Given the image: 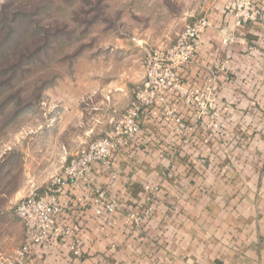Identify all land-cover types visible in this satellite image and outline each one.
I'll return each mask as SVG.
<instances>
[{
	"label": "crops",
	"instance_id": "obj_1",
	"mask_svg": "<svg viewBox=\"0 0 264 264\" xmlns=\"http://www.w3.org/2000/svg\"><path fill=\"white\" fill-rule=\"evenodd\" d=\"M227 3L208 6L211 26L183 70L186 86L203 88L227 60L216 80L220 128L169 94L193 132L183 136L160 104L151 108L110 164H96L92 186L66 185L61 194L68 204L63 222L81 239L83 257L68 240H50L23 264H264V0L260 18L241 26ZM95 187L121 210L97 215ZM149 208L142 223L127 216Z\"/></svg>",
	"mask_w": 264,
	"mask_h": 264
},
{
	"label": "rangeland",
	"instance_id": "obj_2",
	"mask_svg": "<svg viewBox=\"0 0 264 264\" xmlns=\"http://www.w3.org/2000/svg\"><path fill=\"white\" fill-rule=\"evenodd\" d=\"M212 1L0 0L24 19L12 34L18 73L0 79L9 82L0 85V254L22 242L17 202L112 131L143 79L146 50L172 45Z\"/></svg>",
	"mask_w": 264,
	"mask_h": 264
},
{
	"label": "built area",
	"instance_id": "obj_3",
	"mask_svg": "<svg viewBox=\"0 0 264 264\" xmlns=\"http://www.w3.org/2000/svg\"><path fill=\"white\" fill-rule=\"evenodd\" d=\"M226 11L234 18L235 24L240 26L256 22L261 15L258 0H228ZM210 26V20L203 14L187 22L172 45L146 50L143 79L136 86L130 105L117 120L112 131L81 146L59 172L51 176L43 189L33 185L17 202L15 214L24 227L23 241L12 253L0 254V264H23L37 246L50 240H68L73 254L79 259L83 257L81 239L63 222L68 205L61 198L65 186H92L96 164L108 166L114 151L127 145L133 135L141 132V119L154 106L160 104L164 115L175 118L177 132L185 137L189 136L194 127L178 117V110L169 99V94H174L184 105L190 107L198 118L209 117L213 127L220 128L216 80L220 72H226L227 60L215 65L203 88L188 87L183 79L184 68L195 60L202 34ZM234 40V36L226 39L231 42ZM94 191L97 215L121 210L118 202L108 198L103 189L95 187ZM151 213L152 208H149L141 216L135 217L132 213L127 216L142 223Z\"/></svg>",
	"mask_w": 264,
	"mask_h": 264
},
{
	"label": "trees",
	"instance_id": "obj_4",
	"mask_svg": "<svg viewBox=\"0 0 264 264\" xmlns=\"http://www.w3.org/2000/svg\"><path fill=\"white\" fill-rule=\"evenodd\" d=\"M5 13L6 11L4 9H0V33H6L5 35L1 34L2 37L0 39V79L7 77V79L11 81L18 73V66H16L17 62L14 63L15 60H17L18 58V61L20 63L22 61L21 58L19 59L20 56L18 55L14 58L16 49H13L12 47L15 45H20L18 42L20 41V38H13L12 34L13 31L17 29L16 26L20 27V25L22 24V20L24 21V19L14 18L16 14L12 17H9ZM26 23L30 24L28 25L29 28H34L35 32L43 29V26L40 25L38 21H35L32 18H30V20ZM6 54L9 55V57ZM2 83L9 84V82H2L1 80L0 85H2Z\"/></svg>",
	"mask_w": 264,
	"mask_h": 264
}]
</instances>
